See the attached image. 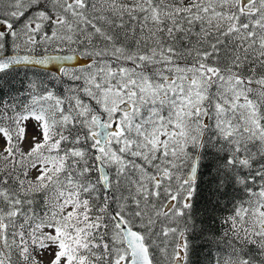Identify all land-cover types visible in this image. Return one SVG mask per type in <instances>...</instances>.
Segmentation results:
<instances>
[{
  "label": "snow or ice",
  "instance_id": "obj_1",
  "mask_svg": "<svg viewBox=\"0 0 264 264\" xmlns=\"http://www.w3.org/2000/svg\"><path fill=\"white\" fill-rule=\"evenodd\" d=\"M0 264H264V0H0Z\"/></svg>",
  "mask_w": 264,
  "mask_h": 264
}]
</instances>
